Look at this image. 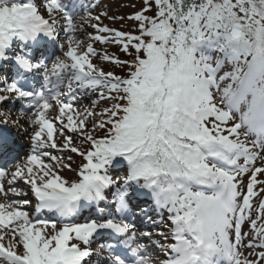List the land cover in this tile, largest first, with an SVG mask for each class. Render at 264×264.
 Wrapping results in <instances>:
<instances>
[{
    "label": "snow or ice",
    "instance_id": "1",
    "mask_svg": "<svg viewBox=\"0 0 264 264\" xmlns=\"http://www.w3.org/2000/svg\"><path fill=\"white\" fill-rule=\"evenodd\" d=\"M130 6L126 29L68 0H0V125H29L23 156L0 152V264H264V0Z\"/></svg>",
    "mask_w": 264,
    "mask_h": 264
},
{
    "label": "rangeland",
    "instance_id": "2",
    "mask_svg": "<svg viewBox=\"0 0 264 264\" xmlns=\"http://www.w3.org/2000/svg\"><path fill=\"white\" fill-rule=\"evenodd\" d=\"M71 3H72V5H74L76 3V6H77L76 11L78 13L76 16L77 21H79L82 16L86 18L88 15V11L90 10L92 12L93 16H95L97 14L107 13L108 17H117V19L114 21L111 19L102 17V23L103 24H106L110 27H116V28H120L121 26H123L124 28L127 29V28L133 27L134 22L127 20V19L120 20L118 17H120V16L127 17L130 13H132L135 10L130 5L135 3L136 6L139 7L140 0H72ZM89 4H94L96 6L94 8H91V9H88L87 7H81V5L87 6ZM69 7H72V6H70V3H69ZM82 8H83V10L81 12H78V10H81ZM89 32H94V30L91 27H88L87 25H85V31L82 32L78 36V39H84L86 34ZM94 46L97 48L98 51L106 50L109 53L120 55V53L117 52V48L115 45H103V44H100L99 42H95ZM59 55H61L60 49H59L57 56H59ZM101 63H103L106 67H111L110 65H107V62H101ZM0 67L2 68V69H0V75H4V76H6L5 74L8 71L7 69L11 68V67L4 68L2 66H0ZM117 71H119L118 68H117ZM80 98H81V95L78 94V100ZM92 99H95V96H93L91 98V100ZM90 101L89 102L84 101L85 102L84 105L88 106L90 104ZM106 103L107 102H101L100 107H104L106 105ZM21 106H22V102L19 100L16 101L15 104L11 106L12 107L11 115H12L13 119H16L17 117L22 116V113L19 111ZM4 109L7 110L8 108H4ZM52 114H54V113H52ZM28 127H29V125L27 122V116L26 115L22 116V118L20 119L19 127L11 126V125L7 127V128H10V130H12V131L14 130V135L17 136L19 139V140H17V137H15L16 145L18 147H22L24 150V153L27 150L28 133H26L23 129L28 128ZM77 143H78V141H77ZM24 153L19 154V155L23 156ZM68 154L73 155L74 160L76 162L80 161V158L78 156H76L75 154H72V153H68ZM117 161H119V160H117ZM117 161L113 162V166L110 170L113 177L123 176L126 173V165H124L123 163H117ZM66 175H71V174L66 173ZM132 203L134 205L138 203L140 208H142V209L146 208V207L149 208V211L146 213L141 212V209H138V207L133 208V212L137 214L136 217L140 216V219H141L140 223H143V225H141V226L136 225L140 231H148L151 233H155L157 230H160L163 228V226L159 225V224H157L156 226H153L148 220V217H151L152 220H158L159 219V217L156 214L155 209L152 208V201L149 198L144 197L143 201H132ZM153 238L159 239L158 236H154ZM97 241H95L92 244V248L98 249V250H100V249L105 250L104 248L100 247V245L102 243H98ZM143 242L148 243L147 239H145ZM101 253L104 256H107L106 250L104 252H101ZM92 259L95 261L97 259V257H93Z\"/></svg>",
    "mask_w": 264,
    "mask_h": 264
},
{
    "label": "bare ground",
    "instance_id": "3",
    "mask_svg": "<svg viewBox=\"0 0 264 264\" xmlns=\"http://www.w3.org/2000/svg\"><path fill=\"white\" fill-rule=\"evenodd\" d=\"M77 39H78V37H77ZM56 50H57V54H58V52H59V48H57ZM44 54H47V55L50 54L48 48H47L46 52H44ZM45 56H46V55H45ZM56 56H57V55H56ZM38 78H39V77H38ZM34 82H35V80H34ZM93 96H94V95H89V94H87V93L81 95V98L77 101L78 106H85L84 103H85V102H89ZM84 101H85V102H84ZM17 140H19L18 137H17ZM15 147H16L15 149H18V148H19L16 144H15ZM24 147H25V146H24ZM17 153H18V154H22V151H21V150H18ZM149 214H150V213H149ZM149 214H148V215H149ZM135 222H136V225H140V226L143 225V223H140V222H141L140 216H138V217L135 218ZM97 240H98V241H102V237L97 238ZM97 240H96V241H97ZM99 251H100V252H103L104 250H103V249H100ZM93 257H95V256H93Z\"/></svg>",
    "mask_w": 264,
    "mask_h": 264
}]
</instances>
